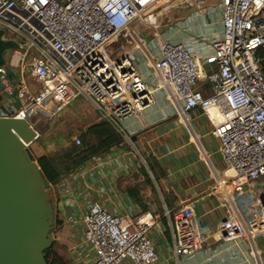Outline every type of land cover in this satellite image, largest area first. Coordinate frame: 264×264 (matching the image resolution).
Segmentation results:
<instances>
[{
  "label": "built area",
  "instance_id": "1",
  "mask_svg": "<svg viewBox=\"0 0 264 264\" xmlns=\"http://www.w3.org/2000/svg\"><path fill=\"white\" fill-rule=\"evenodd\" d=\"M179 6L197 12L210 6L219 14L220 33L209 54L192 42L164 40L149 69L150 83L133 59L139 25L156 29L159 18ZM0 29L4 40L18 44L8 63L15 74L0 67V91L13 117H52L84 96L100 122L122 133L124 121L169 88L185 113L198 110L212 126L223 167L209 194L224 211L220 231L229 247L242 250L240 234L254 223L264 233V0H0ZM120 42L115 57L112 46ZM31 79L39 90L30 87ZM74 142L84 148L80 137ZM82 224V242L74 238L75 223L64 221L51 231L53 244L75 256L87 249L85 264H158L153 215L121 216L93 201ZM256 256L253 251L248 264Z\"/></svg>",
  "mask_w": 264,
  "mask_h": 264
},
{
  "label": "crops",
  "instance_id": "2",
  "mask_svg": "<svg viewBox=\"0 0 264 264\" xmlns=\"http://www.w3.org/2000/svg\"><path fill=\"white\" fill-rule=\"evenodd\" d=\"M220 28L219 14L210 6L202 12L176 7L152 32L141 28L133 59L151 83L149 69L164 40L192 42L199 53L209 54ZM210 92L205 85V93ZM75 99L55 116L92 119L90 127L82 124L78 128L92 134L90 128L100 125L98 110L88 98L90 108L73 109ZM211 128L198 110L185 113L169 88L157 92L149 109L123 122L122 133L112 129L119 139L96 134L98 140L91 150L76 146L82 152H78L80 160L61 174L50 191L55 226L64 221L75 223L74 238L82 242V218L90 203L97 201L121 216L149 213L155 217L150 237L158 264H248L253 251L257 252L253 264H264V233L258 232V223L240 234L242 250L231 249L227 234L220 231L224 211L209 190L223 162ZM36 130L39 135L31 145L41 136ZM69 255L74 264H85L90 252L84 249ZM122 264L134 263L126 260Z\"/></svg>",
  "mask_w": 264,
  "mask_h": 264
},
{
  "label": "water",
  "instance_id": "3",
  "mask_svg": "<svg viewBox=\"0 0 264 264\" xmlns=\"http://www.w3.org/2000/svg\"><path fill=\"white\" fill-rule=\"evenodd\" d=\"M0 29V67L4 54L16 48ZM38 132L27 119L0 116V264H50L45 251L53 246L54 209L48 182L26 145Z\"/></svg>",
  "mask_w": 264,
  "mask_h": 264
},
{
  "label": "rangeland",
  "instance_id": "4",
  "mask_svg": "<svg viewBox=\"0 0 264 264\" xmlns=\"http://www.w3.org/2000/svg\"><path fill=\"white\" fill-rule=\"evenodd\" d=\"M167 16H162L159 18V21L164 20ZM140 28L146 29L149 32H152L153 27H149L145 24H140ZM7 35H12L13 32H7ZM123 42L113 44L112 48L115 51V57L121 52L120 45ZM12 49L5 51L4 57L9 63L12 56ZM5 78L4 80H6ZM30 87L35 90L40 89V84L36 81H29ZM79 97L75 99L71 108L79 109L84 111L90 108V103L87 102L86 97ZM14 108L6 99V96L0 91V116L11 117L13 115ZM29 120L32 122L33 126L41 132V136L35 141V143L27 148V151L30 153L31 157L37 161L40 157L48 156L55 168L60 172V174L71 170L75 164L80 160V151L74 140L77 137H80L83 144L86 147V150H91L92 144L97 143L98 140L96 134H87L81 133L78 128L83 125H89L93 123L92 119L83 118L80 116L78 118L75 115L65 114L62 120L58 119L57 116L52 115V117H47L43 112H38L30 116ZM60 121H64L60 123ZM90 121V122H89ZM91 125H89L90 127ZM81 152V151H80ZM82 153V152H81ZM68 260L72 261V258L69 254H65Z\"/></svg>",
  "mask_w": 264,
  "mask_h": 264
},
{
  "label": "trees",
  "instance_id": "5",
  "mask_svg": "<svg viewBox=\"0 0 264 264\" xmlns=\"http://www.w3.org/2000/svg\"><path fill=\"white\" fill-rule=\"evenodd\" d=\"M111 128L112 127L109 124L100 122V125H94L90 129L91 131H93V133L98 135L107 134V136L109 137L108 139H119V137L115 135L113 131L114 129L112 128V130ZM83 150H86L85 145ZM38 163L44 175V178L48 183H55L59 180L61 174L55 168L54 164L48 156L40 157ZM65 254H68V252L63 247H60L56 244H53L50 249L45 251V256L50 264H74L73 259L72 261L68 260Z\"/></svg>",
  "mask_w": 264,
  "mask_h": 264
}]
</instances>
